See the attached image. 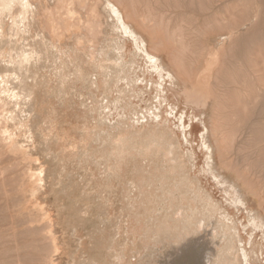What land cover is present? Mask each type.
Returning <instances> with one entry per match:
<instances>
[{"label":"bare ground","instance_id":"6f19581e","mask_svg":"<svg viewBox=\"0 0 264 264\" xmlns=\"http://www.w3.org/2000/svg\"><path fill=\"white\" fill-rule=\"evenodd\" d=\"M254 1L256 2V0ZM119 2L121 1L103 0V5L101 2L100 6L102 5V9L107 12V16L111 18L112 22H110L111 24L108 23L109 20L106 16L107 21L103 23H105L104 25H107L106 22L110 24L111 28L116 29V32L112 33L110 30L111 35H109L110 32L107 31L109 34L105 33L106 36L101 33L102 36H105L102 38L105 40L104 43L106 42L105 47H103L104 43L103 48L99 46L101 51L96 47L95 50L98 51L95 55L92 54V50L89 54L85 52L86 55H90V59L87 60L89 56L85 59L86 56L84 57L82 53L80 43L83 42V45L84 41L88 40L90 42L86 41V44L89 45L100 34L97 33L100 30L97 31V27L100 22L98 15L101 13L98 12L96 3L91 4V7L88 6L90 10L86 9V11L84 9V12L89 13L90 11L89 14L85 12L89 16L87 15L86 19H82L84 22L76 14L77 17L73 18V11L78 7L79 9L85 8L86 5L90 4L88 0H0V209L3 208L0 210V264H147L154 261L153 258L156 256L151 257V260L149 255L153 252L155 255L158 252L156 247L161 250L160 247L164 244H170L171 247L172 245H182L183 242L188 244L190 239L198 236L197 234L200 237L199 232L204 228L210 230L211 234L209 236L211 238L208 237V243L213 244L211 250L209 249L210 252L207 251L208 264H264V197L260 196L264 193V186L263 183H260L263 187V191L260 188L262 191L260 194L257 191L258 189L254 188L257 184L252 185L257 177H253L254 179L251 180L252 175L251 178L247 175L254 168V172L258 171L257 174L255 173L258 175V179L259 177L263 179L264 160L261 158L263 162L260 161L262 164L258 166L259 161L257 159H255V162V160L249 158V162L251 160L254 162L251 163L253 166H250L252 169L247 168L248 173L243 172V170H245L244 167L251 165L249 162L248 165L245 163L243 165V162L240 163L243 166L240 169L243 168V170L238 169L240 157L242 155H245V158L248 156V154L246 155L247 150L242 155H239L238 151L244 150L246 145L245 142L241 141L242 138L240 141L241 145L242 143L245 145L244 149H242L243 146H240V150L237 149L238 151L232 152V143L234 142L231 134L234 135L235 133L234 131L230 133V129L228 133L224 128L226 125V111H222L228 104L225 105L224 103L225 106L221 110L222 103L220 105V101L218 102L219 97L217 98L218 89L216 90L217 94L215 92L218 86L214 83L217 80L213 79L215 82L212 80L213 77L215 78L214 74H218L214 66L217 63V58L219 56L223 58L221 51L225 45H223L224 41L221 40H225L227 35L233 37L235 32L237 34V31L243 27V23L248 26L249 23L247 24L246 21L254 20L257 15L256 12L259 13L260 11L258 9L260 5H255L258 10L254 6L253 11H251L253 6L251 2L250 10L246 9L248 12L251 11L250 15L245 14L248 18L247 20L244 19L246 23L243 21L242 27L239 28L238 25L240 24H236L239 28L236 29L237 31H233L231 23L228 22L232 30L228 26L229 33L225 36L213 31L210 33L208 31V34L206 31L199 33L197 30L201 31V29H197L196 33L202 34L198 37L197 42L202 43V46L198 48L200 52L195 50L198 54L200 53L199 55L195 56L194 49L190 50L193 51L194 56L190 57V51L188 55L185 51L189 44L191 46V43H187L190 40L185 38L184 27L182 29V26H179L181 23L179 25L175 23L171 26L168 21L167 23H158L156 26H149L145 23L143 17L137 15V12L135 13L133 7L128 8L131 6L127 5L126 7V5L123 6ZM204 3H206L203 8L205 9L204 12L208 9L212 11L218 8L214 5V0ZM259 3L261 4L262 1ZM76 4L78 7L74 9V5L77 6ZM183 4L182 6L185 7ZM182 6L179 8H183ZM190 6L187 5L191 10ZM200 7L203 6L198 4V8L201 10L199 11L202 13L203 10ZM158 10L159 12L164 11L162 6H159ZM194 10L197 12V9ZM194 10L192 11L193 16L195 14ZM217 11L219 12V10ZM180 13L183 12L180 11ZM196 15L198 16V14ZM195 17H193V20ZM214 18L216 20V17ZM201 19L200 21H202ZM205 19L208 18L205 16L203 20ZM223 19L222 17L221 20ZM79 20L84 23L81 24ZM159 22H161L160 19ZM189 22L191 21L189 20ZM223 25L227 24L224 22ZM234 25L233 27H236ZM201 27L199 26V28ZM105 28L108 29V27ZM191 28L192 32L190 31L188 36L191 33L195 36L196 33H193L195 27ZM258 28L256 29L258 30ZM80 29L83 30L82 33ZM224 29L219 28L221 32ZM252 30L253 33H257V30ZM242 31L244 35L245 32L243 29ZM260 32L261 30L258 31V34L262 36L263 33ZM112 34L114 35L112 36ZM240 35L237 36L236 45L238 44L237 41L241 40L242 35ZM250 35L247 34L246 36L251 39L253 34ZM194 36L191 39L197 37ZM212 37L218 38L214 47L210 45ZM29 38L32 40H29ZM69 39L75 40L77 44L79 43L81 53L76 51L78 49H75L76 45L75 48L72 47L74 45L73 40L71 41L72 45V43H69ZM244 39L240 43H244L246 37ZM254 39L259 40L256 37ZM250 41L252 42V39ZM102 42L100 43L102 44ZM93 44L95 46L99 45V43H97L98 45ZM196 44L194 43V46ZM239 46L237 47L239 48ZM87 47L86 50L92 48L91 45ZM95 50L93 49L94 52ZM246 52L243 54H248L247 49ZM97 53L98 55H96ZM232 54H234L233 51ZM227 57L229 59L234 58L233 55ZM55 61H58L57 65H55ZM139 61L144 64L140 65ZM240 61L237 62L241 65ZM236 63L234 62L230 66H235ZM146 64L151 72L145 66L149 71L148 76L144 74L140 76L144 73L142 71L146 70L143 68ZM243 64L241 67L244 70L245 66ZM48 65L54 66L53 69ZM135 66H138L139 70L141 68V72L136 69L138 73L140 72V75L137 74ZM47 67L53 72L49 74L50 70L47 71ZM217 68L219 69V67ZM221 68L223 67L221 66ZM225 68L228 69V66L223 69ZM236 68L238 67H233V70L231 68L233 74ZM223 69L219 71L220 77L226 71H230L226 69L221 73ZM231 71V76L229 73L227 75L233 78ZM236 72L235 77L238 75V72ZM219 75H216V78ZM237 77L238 80L239 77ZM223 78L225 79V77ZM227 78L226 80H228ZM218 79L221 81V78ZM245 80L243 83L246 82ZM221 82L225 83L224 81ZM235 83L233 82V84ZM231 84L230 81L229 85ZM215 86L217 87L215 88ZM245 89H247V86L244 87V91ZM81 90L86 91L88 94V99L84 93V96L79 95V99L82 96L84 97V101H79L83 106L81 107L83 111L79 109L81 113L78 122L81 123L76 122L75 126L72 124L73 126L66 127L65 121L59 120L61 114L56 115L60 111L55 110L56 103L54 102L59 99L64 106H67L63 107V104L60 103L68 112V110H72L70 107L68 109V106H71L69 102H73L70 100L77 103L73 98L79 91L81 93ZM219 91L222 92V90ZM244 91L242 89V92ZM223 94H225V91H223ZM257 97L260 99L262 93L261 96L257 95ZM223 98L222 102L227 99L226 97ZM254 98L256 97L250 100L253 105L256 104ZM76 99L78 100V97ZM244 99L249 101L247 98ZM256 101H258L257 98ZM247 103L244 104L247 105ZM59 106L57 108H60ZM261 106L264 107L263 100ZM261 106H258V108L254 105L253 108L260 109ZM253 108L251 107L252 110ZM251 109L247 111H251ZM62 110L65 111V109ZM263 110L260 111V117L258 116V118L264 116ZM254 111L250 113L254 114ZM250 113L245 118L243 117L245 120L248 117L253 118L248 123L243 122L245 121L243 118V121H240L242 127L237 123L238 126L235 129L242 130L239 134L246 133L248 129L251 130L254 117ZM238 120L237 122H239ZM258 122L261 121L258 120ZM263 122L259 123L262 125L261 127H263ZM256 124L258 126V123ZM256 129H259V127H256ZM249 132L252 133V131ZM249 134L248 137L243 134L247 137L244 138V141L252 137V134H250L251 137H249ZM263 134L262 137L264 138ZM258 144L259 142L256 145ZM185 146H189V149L187 150ZM184 148L186 152H183ZM251 151L253 149L250 150V153ZM262 155L264 154H261V157ZM256 157L258 158V155ZM241 158H243L242 161L245 160L244 156ZM199 159H201L200 163L198 162ZM47 162L53 164L49 166H54L52 170L58 177L61 174H63V178L66 175L71 176L73 171H70L68 167H71L67 165L72 163L75 164L73 165L76 168H80L78 172L85 170V174L88 173L89 176L93 174L94 178L93 176L90 178H93L94 185L92 184L93 190L91 189L90 192L96 200V205L100 208L109 202L108 200L114 201V198H109L110 193L115 192L113 188L118 186L120 188H118L120 192L118 200L121 196L120 201L123 204H120V206H125L126 217L124 216V219L127 218L126 222L123 221V217V220H121L126 225L122 227L119 217L122 214L120 207H118V212H109L106 211V208L111 204L107 205V203L105 209L103 208L106 211L105 215H98L97 220L100 224L96 227L93 226L96 231L93 230V232L92 227L89 229L91 234H94L91 235L92 238H89V243H86V241H88L90 231L84 229L82 225L80 229L83 228L89 235L86 237L87 233L84 230V234L80 233L82 231L79 232L78 229L80 222L76 224L78 221L73 216L71 218H74L75 220H72L76 223L73 221L67 222L68 220H66L61 227L59 223V227L62 229L61 233H58L57 223L59 221L56 223L49 209L43 208L42 205L44 204L38 201L42 197V193H45L44 191L41 192V187L45 185L42 184V181L44 180ZM68 162L72 163L69 164ZM254 164L261 167V169L258 170L256 165L255 168ZM59 165L62 167L60 168L61 171L59 170L60 172L57 171ZM71 170L73 169L71 168ZM82 172H79V174ZM94 174H99V177ZM127 174H130L129 178H127ZM201 175L209 177H207L208 181L212 183L209 186L212 185L219 189L220 197L217 196L212 187L210 188L206 184L207 182H202ZM74 176L72 177L74 178ZM98 178H101L100 181L95 180ZM78 180L82 182L81 178ZM89 180L87 179V183H85L86 180L84 181L85 185L89 183ZM72 181L75 183L74 179ZM72 181L71 183H73ZM7 182L9 183L7 184ZM8 185L10 187L7 188ZM87 186L90 188V185ZM83 188L85 189V187ZM133 188L136 191L134 194H130L129 192L131 190L133 192ZM86 191L88 193L89 189H85V193ZM216 191L218 192V190ZM82 192L83 190H81V194ZM63 193L66 195L65 192ZM115 194L116 192L111 197ZM54 195L57 198V194ZM13 199L15 201L11 202ZM79 202L80 200L77 203ZM77 203H75V206ZM64 207L66 206L62 205L61 207L60 205L59 208H61V211L63 208L66 211L64 212L67 213L68 211ZM82 212H79V214H82ZM62 215H65V218H63L65 220L69 213H63ZM86 215L84 214V216ZM204 232H202L203 236H205ZM204 241H206V238H204ZM208 243L206 244L207 247L209 246ZM184 246L187 245L184 244L182 247ZM192 246L194 245L190 247L192 248ZM173 248L176 249V246ZM169 251H171V248ZM179 252L186 253L181 252V250ZM201 252L203 253V251ZM134 253L139 254L137 260L133 258ZM171 256L172 258L175 257ZM176 256L178 260V255Z\"/></svg>","mask_w":264,"mask_h":264},{"label":"rangeland","instance_id":"374dc122","mask_svg":"<svg viewBox=\"0 0 264 264\" xmlns=\"http://www.w3.org/2000/svg\"><path fill=\"white\" fill-rule=\"evenodd\" d=\"M52 1V0H51ZM102 2V5H103V0H88V2L90 3H88L89 5H86V7L84 8H80L79 9V7H78V5L75 7V5H74V9H76L77 7V9L76 10H74L73 11V13H74V15H73V18L75 17H77L76 15H78L79 17H81V20L82 19H86V17H87V15L90 13V9H89V7L88 6H90L91 4H95L98 8V12L99 13H101V14H99L98 15V18H99V20H100V22H101V25H100V22H99V26L97 27L98 29H97V33H100V34H98V38H97V36L94 38L95 40H97V41H95L93 38V43H95L96 45H98L97 43H99V45L98 46H95L92 42L89 44V45H91L92 46V48L90 47V48H88L89 47V45L88 44H86V41H88V40H86V41H84L85 43L82 45V43L83 42H81L80 44H81V47L79 46V43L77 44L76 42H75V40H73V43H74V45H73V43L71 42L72 40H70L69 39V43L71 44L72 43V47H74L75 48V45H76V48L75 49H77L76 51H78V52H80L81 51V49H82V53H83V55H84V57H85V59L87 58V56H89V58H87V60L88 59H90V55H86V54H89V53H91V51L90 50H92V54L94 53V55H95V53H96V51H101V47H102V45H103V43H104V39H102V38H104L107 34H109L108 32H110V30L112 31V33L113 32H116L115 30L116 29H113V28H111V26H110V24L112 23L111 22V18H109L108 16H107V12L106 11H104V9H102V5L100 6V4H101V2ZM118 1H121V2H119V3H121L123 6L124 5H126V7H127V5L129 6H131V7H128V8H134L133 10L135 11V13L137 14V15H139V16H141V17H143L144 19H145V23L147 24V25H149V26H156V24L158 25V23H160V24H162V23H167L168 21V24L169 25H175V23L177 24L178 23V25L181 27L182 26V29H183V27H184V29H183V32L185 33V38L186 39H188V40H190V41H188L187 43H191V46H190V44H189V46L188 47H186V51H188V52H186L185 51V53L188 55V53H189V51L190 50H193L194 49V55L196 56V55H199L198 54V52H200L199 51V49L198 48H200L202 45V43L201 44H199L200 42H197L198 41V37H200V36H202V34H200L199 35V33H204L205 31H206V33L208 34V31H209V33L210 32H215V33H218V34H223L224 36L226 35V34H228L229 32H228V30H229V27H230V29H231V26H232V28L234 29L233 31H235L238 27L240 28V27H242V23H243V21H244V19L245 20H247V18H248V16L250 15L249 13L251 12V11H253V9H254V6L255 5H260L259 7H258V9H260V11H261V13H260V11H259V13H258V11L256 12L257 13V15H256V17H254V20H249V21H246L247 22V24H248V26L246 25V24H244L243 23V27L242 28H240V30L239 31H237V34H236V32L234 33V34H236V35H234L233 34V37H231V35L229 36V35H227V37H229V38H225L224 36V38H225V40H221V41H224L223 42V45H225V46H223L222 47V49L225 51V53H223L224 51L222 50L221 51V54H223L222 56H223V58H221L220 56V58H219V60L221 59H223L222 61H219L218 60V58H217V63L214 65L215 66V68H216V73L218 72V74H216V75H219V71L221 70V69H223L224 67H227L228 66V69L227 68H225V69H223L222 71H221V73L222 72H224V70H230L231 71V68H232V70H233V67H238V68H236V70H237V72H238V77L240 78H238L237 76V78H238V80L236 79V77L234 76V74H235V72H236V70H235V72H234V74L232 73V71H231V73L233 74L232 75V77L233 78H235V79H233V78H230V76H231V74H230V71L229 72H225L224 73V75L222 74V77H220L221 75H219V77L217 76V78H216V75L214 74V76H215V78L213 77L212 78V80L214 79H216L214 82V84H216L217 86H215V92H216V90H217V92H221V91H219V90H222V92L220 93V94H222L223 95V97L225 96L227 99H225V97L223 98L222 97V95H220L219 93H218V95H217V98H218V102L220 103V105H221V103H222V106L220 107L221 108V110H222V107H224L225 105H227L228 104V106H226V108H224V110H222V111H226L225 112V114H226V116H225V122H226V125L224 126V128L227 130V132L229 133L230 131V133H233V131H234V133L236 134V136H235V134L233 135V134H231L232 135V137H233V142L234 143H232L233 145V147H232V152H235V151H238L237 149H241V147L243 146V148L242 149H244V146L246 145V147H245V149L244 150H240V151H238L239 153V155H242V153H245L246 151L245 150H247V152H246V155L248 154V156H246V158H245V155H242L241 157H243L244 156V159L247 161H242L243 160V158H241L240 157V159L241 160H239V163H238V165H239V167H238V169L239 170H241L240 168L241 167H243L241 164H242V162H243V165H248V162H249V158L250 159H253V160H255V159H257V161H259L258 163H259V165L258 166H260L262 163H260V161H262L263 162V160H264V155H262V157H261V154H264V138L262 137V133H264V129H262V128H264V124H263V127H261L262 125L261 124H259V123H262L263 121H264V116L263 117H261V118H258V116L260 117V115H259V113H260V111L262 112V110H263V108L264 107H262L261 106V101L263 100L264 101V98H262V97H264L263 95H264V0H261L262 1V3L260 4H258V2H261V1H259V0H256V2L254 1V0H214V5L216 6V8H217V10H219V12L216 10V13H215V10H212L213 11V14H212V11H209L210 9H208V11H205L204 12V10L205 9H203L204 8V5H206V3H204V2H208L209 0H199L200 1V3H199V1L198 0H117V2ZM193 1H194V4H193ZM213 1V0H212ZM220 1V2H219ZM224 1V2H223ZM254 1V2H253ZM125 2V3H124ZM178 2H180L181 3V5H180V3H178ZM195 2H196V4H195ZM198 2V3H197ZM251 2L253 3L252 5V7H251V11L250 12H248L250 9V4H251ZM50 3H52V2H50ZM182 3H184L183 5H185V7L184 6H182ZM186 3H187V5L188 6H190V5H192V6H190L193 10L194 9H197V12H196V10H194V16L192 15L193 13H192V11L190 10V8L189 7H187V5H186ZM190 3H192V4H190ZM255 3V4H254ZM198 4H199V6H203L201 9L203 10V12L201 13L200 11V9L198 8ZM167 5H171V6H167ZM173 5V6H172ZM180 5V6H179ZM161 7L162 6V9L164 10L163 12H159V10H158V7ZM183 7V8H179V7ZM196 8H195V7ZM262 6V7H261ZM91 7V6H90ZM175 9H174V8ZM169 8V9H168ZM179 8V9H178ZM206 8V7H205ZM253 8V9H252ZM255 8L257 9V7L255 6ZM84 9L86 10V9H89L88 11H89V13L88 12H86V13H88V14H85V12H84ZM173 9V10H172ZM183 9V10H182ZM248 11H247V10ZM255 9V10H256ZM257 9V10H258ZM101 10H103V11H101ZM131 10V9H130ZM200 10V11H199ZM155 11H156V13H155ZM180 11H182L183 13H180ZM200 13H199V12ZM85 14H83V13ZM170 12H171V14H170ZM178 12V13H177ZM186 14H185V13ZM190 12V13H189ZM222 12V13H221ZM248 12V13H247ZM104 13V14H103ZM139 13V14H138ZM162 13V14H161ZM210 13V14H209ZM216 15H215V14ZM220 13V14H219ZM255 13V14H256ZM76 14V15H75ZM183 14H185V15H183ZM196 14H198V16L196 15ZM209 14V15H208ZM219 14V15H218ZM245 14H247V15H245ZM84 15V16H83ZM159 17H158V16ZM200 15V16H199ZM202 15V16H201ZM204 15V16H203ZM207 15H208V17H207ZM211 15V16H210ZM214 15V16H213ZM222 15V16H221ZM245 15V16H244ZM89 16V15H88ZM107 16V17H106ZM195 17V16H197V17H195L194 18V20L196 19V21L194 22V20H193V17ZM205 16H206V18H208V19H205V20H203V18H205ZM220 16V17H219ZM82 17H85V18H82ZM107 18V20H109V22L108 23H110V24H108L107 22H106V24L107 25H104L105 23H103V22H105V21H107L106 20V18ZM162 19H161V18ZM188 17V18H187ZM191 17H192V19H191ZM201 17H203L202 19H201ZM209 17H211V18H209ZM213 17V18H212ZM214 17H216V20H215V18ZM221 18L222 19V17L224 18L223 20H221V19H218V18ZM244 17H246V18H244ZM258 17V18H257ZM170 20H169V19ZM80 19V18H79ZM103 19H104V21H103ZM156 19V20H155ZM159 19H160V21L161 22H159ZM198 19V20H197ZM200 19L202 20V21H200ZM102 20V21H101ZM165 20V21H164ZM167 20V21H166ZM189 20L191 21V22H189ZM219 20V21H218ZM80 21V20H79ZM78 21V22H79ZM82 21H84V20H82ZM82 21H80L81 22V24H83L82 23ZM200 21V22H199ZM206 21V22H205ZM235 21H236V23H235ZM224 22H225V24H227V25H223L224 24ZM231 23V26H230V24L229 23ZM245 22V21H244ZM245 22V23H246ZM193 23V24H192ZM195 23H197L196 25L198 26V28H197V26L195 25ZM200 25H199V24ZM207 23V24H206ZM235 25H234V24ZM240 24V25H238V27H237V25L236 24ZM190 24H192L191 26H190ZM229 24V25H228ZM234 26H236V27H233V25ZM259 24V25H258ZM201 25H202V27H201ZM204 25V26H203ZM226 27V29H227V31H226V29H224V27ZM252 25V26H251ZM256 25H258V27L260 28H258V27H256ZM190 26V27H189ZM199 26L201 27V28H199ZM220 26V27H219ZM222 26V27H221ZM229 26V27H228ZM100 27V28H99ZM104 27V28H103ZM105 27H108V29L107 28H105ZM185 27H187V28H185ZM191 27H195V29L193 30V33H196V30L197 29H201V31L200 30H197L199 33L197 34H195V36H197V35H199V36H197V37H195L194 35H192V33H191V35L189 34V36H188V33H190V31H191ZM205 27V28H204ZM254 27V28H253ZM189 28V29H188ZM191 28V29H190ZM219 28L222 30V28L224 29V31H222L221 32V30H219ZM238 28V29H239ZM245 28V29H244ZM256 28H258V30L256 29ZM178 29H179V27H178ZM177 29V30H178ZM208 29V30H207ZM242 29L244 30V32L245 33H247L248 35L249 34H253V36H254V38L256 37L257 39H259L258 41L256 40V39H254L253 38V36H251L252 38V42L250 41L251 39L248 37V36H246L247 34H245L244 33V35H243V31H242ZM252 29H255V31L257 30V33L255 32V33H253V30ZM180 31H182L181 29H179ZM187 30V31H186ZM217 30H219V32H217ZM232 30V29H231ZM259 30H261V32L263 33L262 34V36H261V34H258V31ZM80 31H81V33L83 32V30H81L80 29ZM108 31V32H107ZM226 31V32H225ZM241 31V32H240ZM32 32V31H31ZM30 32V33H31ZM192 32V31H191ZM260 32V33H261ZM101 33L103 34L104 33V37L101 35ZM105 33H107V34H105ZM187 33V34H186ZM205 33V35H207ZM240 33H241V35H242V37H240V41H243L242 39H244L245 37H246V41H244V43L243 42H241L240 43V41H237L238 42V44L236 45L235 44V41H236V39L238 38L237 36L238 35H240ZM258 34V35H257ZM31 35V34H30ZM109 35H111V32H110V34ZM114 34H112V36H113ZM240 35V36H241ZM258 37H257V36ZM260 35V36H259ZM188 36V37H187ZM195 37V38H192L191 39V37ZM235 36V37H234ZM30 37V36H29ZM263 39H262V38ZM231 38V39H230ZM233 38H235L234 39V42H233ZM220 39H221V37H220ZM248 39H249V41H248ZM29 40H32L31 38H29ZM98 40H100L99 42H98ZM102 40H103V42H102ZM216 40H218V38H215V37H212L211 39H210V45H212L213 47H214V45H215V43H216ZM231 40H232V42H231ZM238 40V39H237ZM245 40V39H244ZM255 40V41H254ZM92 41V40H91ZM226 41H228V42H226ZM88 42H90V41H88ZM87 42V43H88ZM100 42H102V44L100 43ZM226 42V43H225ZM245 42H247V43H245ZM255 42V43H254ZM259 42V43H258ZM76 43V44H75ZM106 43V42H105ZM104 43V45H103V47H105V44ZM194 43L196 44V43H198V44H196L195 46H194ZM245 44V45H243V44ZM235 44V45H234ZM248 44V45H247ZM95 47H94V46ZM232 46V48H231V46ZM238 45H240L239 46V48L237 47ZM246 45H247V47H246ZM78 46V47H77ZM86 46H88L87 48V50H86ZM99 46H101L100 48H99ZM197 46V47H196ZM243 46V47H242ZM96 47H98V50H95V48ZM102 47V48H103ZM235 47V48H234ZM237 47V48H236ZM246 47V48H245ZM81 48V49H80ZM187 48H189V49H187ZM196 48V49H195ZM231 48V49H230ZM241 48H243L244 50H242ZM93 49L95 50V52L93 51ZM97 49V48H96ZM236 49V50H235ZM239 51H238V50ZM246 49L248 50V54H243V53H247L246 52ZM80 50V51H79ZM89 50V51H88ZM195 50H197V51H195ZM230 50V51H229ZM242 50V51H241ZM229 51V52H228ZM232 51H233V53L234 54H232ZM244 51V52H243ZM85 52H86V54H85ZM193 52V51H192ZM191 51H190V54H189V56L190 57H194L193 56V53H192ZM196 52V53H195ZM227 52V53H226ZM243 52V53H242ZM81 53V52H80ZM192 53V54H191ZM236 53V54H235ZM239 53V54H238ZM240 53H241V55H240ZM220 53H219V55H221ZM230 54V55H229ZM96 55H98V53L96 54ZM231 55H233V57L235 56V55H237V56H235L234 58L235 59H237V60H235L234 58H228L227 56H229V57H231ZM243 55H245V56H243ZM243 56V57H242ZM198 57V56H197ZM238 57V58H237ZM241 57V58H240ZM248 57V59H246ZM225 58V59H224ZM244 58H245V60H244ZM225 60V61H224ZM234 60V61H233ZM241 60V61H240ZM243 60H244V62H243ZM224 61V62H223ZM229 61V62H228ZM237 61H240L241 62V65L243 64L245 67H244V70H243V67H241V65L237 62ZM58 62V61H57ZM56 61L54 62L55 63V65H57L58 63H57ZM220 62V63H219ZM222 62V63H221ZM227 62V63H226ZM236 63V65L235 66H230V65H233V63ZM57 63V64H56ZM138 63H140V65H143L144 63L143 62H141V61H139ZM137 63V65H139ZM218 64H220L223 68H221L220 69V65H218ZM227 64V65H226ZM239 66H238V65ZM139 65V67H141ZM49 66V65H48ZM145 66H146V68H148V65L146 64V65H144L143 66V68H145ZM219 67V69L217 68V67ZM247 66V67H246ZM49 67H52V69H53V67L54 66H49ZM49 67H47V71L48 70H50L49 71V74H50V72H53V70H51V69H48ZM136 67V66H135ZM139 67L137 66L136 68H135V70L137 69L138 71H140L141 72V68H140V70H139ZM231 67V68H230ZM249 67V68H248ZM142 68V69H143ZM145 68V69H146ZM241 68V69H240ZM245 68H247V69H245ZM144 69V70H145ZM149 69V68H148ZM148 69H146L145 71H142V72H144V73H142L141 75H140V72L138 73L137 72V70H136V72H137V74H139L140 76H143V74L144 75H147L148 76V73H149V71H150V69H149V71H147ZM239 69H240V71H239ZM218 70V71H217ZM243 72H242V71ZM250 70V71H249ZM247 72V73H245V72ZM151 72V71H150ZM236 72V73H237ZM48 73V72H47ZM146 73V74H145ZM229 73V75H227ZM226 75V76H225ZM236 75V74H235ZM227 76H228V78H227ZM244 76H246V77H244ZM223 77H225V79L223 78ZM244 77V78H243ZM218 78H221V81H224L225 83L223 84ZM223 78V79H222ZM226 78L228 79V80H230L231 81V85H229L230 84V81H228V80H226ZM245 78H246V80H245ZM246 81L245 83H246V85H245V83H243V81L244 80ZM226 80V81H225ZM239 80H241V81H239ZM218 81H220L221 82V84H223V86H221V84H220V82L219 83H217ZM235 81H237V83H238V81H239V83L237 84V83H235ZM248 81V82H247ZM228 82V83H227ZM233 82L236 84H233ZM240 82H242L243 84H244V87H246L247 86V89H245V91H247V92H245L244 91V87H243V85H242V83L240 84ZM227 83V84H226ZM251 85H250V84ZM220 84V85H219ZM258 84V86H256ZM226 85V86H225ZM228 85V86H227ZM241 85H242V87H241ZM263 85V86H262ZM223 87V88H222ZM228 88V91L226 92V90H227V88ZM250 87V88H249ZM239 88V89H238ZM252 88H254V89H252ZM256 88V89H255ZM262 89V90H259V89ZM224 89V90H223ZM226 89V90H225ZM242 89H243V91L244 92H242ZM256 90V91H255ZM223 91H225V94H223ZM252 91V92H251ZM217 92H216V94H217ZM242 92V93H241ZM83 93H84V95H85V97L87 98V96H88V94L86 93V91H84V90H81V93H80V91L78 92V94L76 93V98L78 97V100L74 97V96H72V97H74L73 99H75L76 100V102L77 103H79V101L81 100V101H84L83 100ZM227 93V94H226ZM257 93V94H256ZM261 93H262V97H260V99H259V97H257V95L258 96H261ZM83 95L82 96V98L81 99H79L80 97H79V95ZM78 95V96H77ZM80 95V96H81ZM117 95H118V93H117ZM221 97H220V96ZM251 95V96H250ZM114 96V95H113ZM115 96H116V94H115ZM240 96V97H239ZM248 96V97H247ZM72 97H71V99H72ZM252 98V100H253V97H256L257 98V100L259 101V103H258V101H256V98H254L255 100H254V103L256 102V104H254L255 106H261L262 108H260V109H258L257 107L256 108H253V102L252 101H250L251 100V98ZM85 98V99H86ZM222 98L223 99H225L226 100V102H225V100H224V102H222L223 100H222ZM244 98H247V100H249V101H246ZM88 99V98H87ZM86 99V100H87ZM58 101H59V99H57ZM56 99H55V101H57ZM222 100V101H221ZM54 102V103H58L57 105L59 106L60 105V103H61V105L63 104L61 101H59V102ZM70 101H73V102H69V104H71V106L69 105L68 106V109H69V107H70V109H72V110H68V112H67V110H66V108H63V107H67V106H64V104H63V107L60 105L59 107L61 108V110H60V108H57L58 106L55 104V110L57 111H60V112H57L56 113V115H59V114H61L60 115V118H59V116H58V118H59V120L60 121H62V122H64V124H65V126L67 127V126H71L72 124H74V126L76 125V122L77 123H81V122H78V118H79V116H80V113H81V111H83V108H81V107H83L80 103V106H79V104H77V103H75V101L74 100H70ZM252 103V104H248V103ZM76 104V106H75V104ZM224 103H225V105H224ZM243 103V104H242ZM244 103H247V105L246 104H244ZM258 103V104H257ZM74 104V105H73ZM84 105V104H83ZM244 105H246V106H244ZM251 106L252 108H253V110L251 109V107H249V106ZM253 105V106H252ZM72 106H74V108H76L75 110H73L74 108H72ZM245 108H249V109H245ZM78 108V109H77ZM62 109H65V111L64 110H62ZM79 109H81V111L79 110ZM251 109V111H247V110H250ZM255 110V111H254ZM64 111V112H63ZM71 111H72V113H71ZM238 111V112H237ZM247 111V112H246ZM252 111H254V114L253 113H250V112H252ZM258 111V112H257ZM264 111V110H263ZM63 112V113H62ZM224 112H223V114H224ZM256 112V113H255ZM75 113H77V114H75ZM246 113V114H245ZM248 113H250V114H252V116L254 117V120L252 121V123H251V125H252V127H251V130H249V131H252V133L251 132H249L248 130H246L247 132L246 133H250V134H252V137H251V135L249 136V137H251L250 139L248 138L247 139V141H244L245 139L244 138H247L248 137V134H246L245 132H243L242 134H239V133H241L242 132V130L240 129L239 130V128L237 129V130H239L238 132H237V130L235 129L236 128V126H238V124H239V126L241 125V127H242V124H240L243 120H242V118L244 117L245 118V116L248 114ZM258 113V114H257ZM63 114V115H62ZM68 114V115H67ZM240 114V115H239ZM243 114H245L244 116H243ZM74 115H78V117H76V116H74ZM239 115V116H238ZM257 115V116H256ZM250 116V115H249ZM75 117L77 118V120L75 119ZM241 117V118H240ZM248 117V116H247ZM64 118V119H63ZM233 118V119H232ZM243 118V119H244ZM61 119H63V120H61ZM238 119H241V120H238ZM251 119H253V118H249L248 117V121L247 120H245V121H243V122H249ZM88 120V119H87ZM237 120L239 121V122H237ZM258 120L259 121H261V122H258ZM241 121V122H240ZM254 121H256V122H254ZM238 123V124H237ZM256 123H258V126H257V124ZM264 123V122H263ZM243 125H244V123H243ZM246 125V124H245ZM73 126V125H72ZM256 127H259V129H256ZM261 127V128H260ZM230 129V131H228ZM235 129V130H234ZM262 129V130H261ZM236 131V132H235ZM261 131H263L262 133H261ZM257 132V133H256ZM246 136L247 135V137H245L244 135ZM258 134V135H257ZM241 137H240V136ZM253 135H254V137H253ZM263 136H264V134H263ZM235 137V138H234ZM243 138V140H241ZM262 138V139H261ZM235 139V140H234ZM252 139V140H251ZM254 139V140H253ZM243 141V143L245 144V145H243V143H242V145H241V141ZM250 140H251V142H250ZM256 140H258V141H256ZM249 141V142H248ZM253 141V142H252ZM237 142V143H236ZM257 142H259V144L258 145H256L257 144ZM196 143V142H195ZM239 143V144H238ZM246 143H249L251 146H247V145H249V144H246ZM252 143V144H251ZM239 145V146H238ZM253 145H255L254 147H252ZM198 146V145H197ZM236 146V147H235ZM241 146V147H240ZM187 147V150L189 149L188 147L189 146H185V148ZM240 147V148H239ZM263 147V148H262ZM183 149V152L186 150V149ZM198 149V148H197ZM236 149V150H235ZM253 149V151H251V153H253V154H251L250 153V150H252ZM199 150V149H198ZM198 150H196V152L198 153V154H200L199 153V151ZM255 150V151H254ZM243 151V152H242ZM186 152V151H185ZM240 152H241V154H240ZM237 153V152H236ZM251 156H250V155ZM259 154H260V158H259ZM256 155H258V158L256 157ZM250 156V157H249ZM252 157V158H251ZM248 158V159H247ZM261 158H263V160L261 159ZM188 159V158H187ZM260 159V160H259ZM186 160V159H185ZM253 160H251V162H249L250 164L252 163L253 164ZM241 161V162H240ZM198 162L200 163L201 162V159H199L198 160ZM255 162H256V160H255ZM51 162H47V166H45V168H46V170L44 171V180L42 181V184H45V185H42V191L41 192H45V193H42V195L41 194H39V195H41L42 197H40V199L38 200L41 204H44V205H42V207L43 208H45V209H49V211L53 214V216H54V219H55V221H56V223H57V230H58V233H61V229L62 228H60L61 226H63V222L65 223L66 222V220H68L67 222H72L73 220H75L74 218H76V221H78L77 223L76 222H74V223H76V224H78L79 222H80V224H78V229H79V232L80 233H82V234H84L83 233V230L84 229H86L87 231L91 228V230L93 231V230H95L94 228L97 226V225H99L98 224V221L99 220H97V218H99V216L98 215H105L104 213L108 210L109 212H118V207H120V209H121V215L119 216L120 217V221H121V223H122V227L123 226H125L126 225V223L124 224L123 223V221H127V218H125L124 219V216L126 217V215H125V206H120V204H123V203H121L122 201H120L121 200V196L119 197L120 199L118 200V196L120 195L119 193V187L117 186V187H114L113 189L115 190V192H116V194L115 195H113L112 197H111V195L112 194H114L115 192H112V193H110L111 195H110V197L109 198H114L113 200L114 201H110V200H108L109 202H111V203H109V202H107L106 204L107 205H110L108 208H106V211L104 210L105 208L104 207H106V204L102 207V208H100V206L98 207L97 205H96V200H95V198H94V196L91 194L92 192H90V191H92L93 189H92V187H93V185H94V183L92 182L93 180V178H94V176H93V174L91 175V176H93V178L91 179L90 177L91 176H89L88 175V173L87 174H85L86 173V171L84 170L83 172H82V170L81 171H79V172H82V173H84L83 175H85L84 177H83V175H81L82 173H80L79 174V172H78V170L80 169H78V168H76V166H74L75 164L74 163H72V162H68L69 164H71V165H67V166H70L73 170H71V168H69L68 167V169H70V171H73V174L74 175H78V176H74L73 174L71 175V176H69V175H66V176H64V178H63V174H61L60 175V177H58L56 174H54V172H53V170H52V168L54 169V166H52V167H50L49 165H53V164H50ZM241 163V164H240ZM245 163V164H244ZM258 163H256V164H258ZM74 164V165H73ZM249 165V167H244V169L245 170H243V168H242V170H243V172H245L246 170H247V168L250 170V169H252V168H250V166L252 167L253 165ZM256 164H254V167H255V165ZM49 166V167H48ZM257 166V165H256ZM257 166V169L259 170V169H261V167H258ZM76 169H75V168ZM93 167V166H92ZM59 168V169H58ZM60 168H62L60 165L57 167V171L58 172H60L61 171V169ZM256 168V167H255ZM65 169H66V167H65ZM67 169V170H68ZM92 169H94V168H92ZM256 169V170H257ZM60 170V171H59ZM77 170V171H76ZM241 170V171H242ZM254 168L252 169V170H250V172L248 173L247 171H246V173H248L247 175H248V177H250L251 178V175H252V178H251V180H253L255 177H257L253 182L254 183H252V185H255V183L257 184V185H255L256 187H254V188H256V189H258L257 191L260 193V192H262L263 191V187H261V184L263 183V186H264V178L263 179H261V177H259V179H258V175H256L257 173H258V171H255L254 172ZM76 171V172H75ZM90 171H92V170H90ZM75 172V173H74ZM93 172H95V171H93ZM128 172V171H127ZM127 172H125V173H127ZM251 172H253L254 174H252ZM129 173V172H128ZM245 173V174H246ZM256 173V174H255ZM55 175H56V177H55ZM65 175V174H64ZM87 175V176H86ZM94 175H96V174H94ZM99 174H97L96 176H98ZM130 175V174H129ZM128 174H127V178H129L130 176H129ZM68 176V177H67ZM72 176H74V178L72 177ZM96 176H95V178H96ZM57 177H58V179H57ZM66 177H67V179H66ZM71 177V178H70ZM78 177V178H77ZM99 177V176H98ZM125 177V178H126ZM208 177V176H207ZM206 176H203V175H201V180H202V182L203 183H206V184H208V186L210 185V184H212V183H210V181H208L209 179V177L207 178ZM254 177V178H253ZM81 178V180H82V182L80 181V180H78V179H80ZM89 178H90V180H89ZM207 179V181H206V179ZM56 179H57V181H56ZM64 179V180H63ZM74 179V181H75V183H76V185H75V183L72 181ZM87 179L89 180V183L87 184V185H90V188H88V186L87 185H85V183H87ZM99 179H101V178H98V179H95V180H98V181H100ZM77 180V181H76ZM86 180V182L84 183V181ZM94 180V181H95ZM260 180H262L263 182H261ZM55 181V182H54ZM71 181L73 182V183H71ZM257 181V182H256ZM57 182V183H56ZM77 182H79V183H77ZM80 182H81V184H80ZM103 182V181H102ZM258 182H259V184H258ZM9 182H7V184H8ZM91 183V184H90ZM98 183H101V182H98ZM261 183V184H260ZM71 184H73V185H71ZM80 184V185H79ZM93 184V185H92ZM82 185H84V186H82ZM259 185V186H258ZM87 186V187H86ZM116 186V185H115ZM2 187V186H1ZM8 187H10V185H8L7 186V188ZM72 187V188H71ZM80 187H81V189H80ZM83 187H85V189H89V191H88V193H87V191H86V193H85V189L83 188ZM210 187V186H209ZM211 187L213 188V191L217 194V196H219L220 194V192H219V189H217V188H215V187H213L212 185H211ZM210 187V188H211ZM259 187V188H258ZM55 188V189H54ZM115 188H117V189H115ZM119 188V189H118ZM214 188H215V190H214ZM262 189V191H261V189ZM45 189V190H44ZM52 189V190H51ZM69 191H68V190ZM92 189V190H91ZM112 189V191H114ZM130 189H132V188H130ZM72 190H73V192H72ZM81 190H83V192H84V194H83V192H82V194H81ZM216 190H218V192L216 191ZM260 190V191H259ZM68 191V192H67ZM130 191V190H129ZM135 188H133V192H132V190L129 192L130 194H134L135 193ZM40 192V193H41ZM56 192V193H55ZM63 192H67L66 193V195L63 193ZM70 192V193H69ZM132 192V193H131ZM264 192V191H263ZM57 194V198L55 197V195L54 194ZM60 193H61V195H60ZM258 193V194H259ZM45 194V195H44ZM67 194H68V196H67ZM81 194V195H80ZM92 196H91V195ZM119 194V195H118ZM261 194V193H260ZM54 195V196H53ZM59 195H60V197H59ZM78 195H79V197H78ZM83 195H86V196H83ZM264 195V193H262L260 196H262V197H264L263 196ZM65 196V197H64ZM80 196H82V197H80ZM221 196V195H220ZM219 196V197H220ZM63 197V198H62ZM83 198V199H82ZM85 198V199H84ZM108 198V199H109ZM56 199H58V200H56ZM73 199V200H72ZM62 200V201H61ZM78 200H80V202L79 203H77L78 202ZM93 200V201H92ZM15 201V199H13L11 202H14ZM42 201V202H41ZM55 201V202H54ZM59 201H61L60 202V204H58L59 203ZM69 201H73L72 203L70 202L69 203ZM75 201H77V202H75ZM82 201V202H81ZM84 201V202H83ZM89 202V204H87ZM65 203V204H64ZM75 203H77V204H79L78 205V207H77V204H76V206H75ZM114 203V204H113ZM59 206H58V205ZM82 204H83V206H82ZM115 204H116V206H115ZM60 205H61V207H62V205L64 206H66V207H64L65 209H67V213H65L66 211L62 208V211H61V208H59L60 207ZM70 205V206H69ZM86 205V206H85ZM46 206V207H45ZM80 206H82V207H80ZM89 206H90V208H89ZM96 206V207H95ZM116 207V209L114 210V208ZM73 209H72V208ZM79 207H80V209H85L86 208V210H80L79 209ZM89 209H88V208ZM2 208V207H1ZM57 208L59 209L58 211H57ZM69 208H70V210H69ZM79 209V210H77V209ZM104 208V209H103ZM110 208V209H109ZM3 209V208H2ZM2 209H0V210H2ZM87 209H88V211H87ZM112 209V210H111ZM72 210V211H71ZM60 211V212H59ZM65 211V212H64ZM85 211H87L86 213H85ZM89 211H90V213H89ZM57 212H59V213H57ZM61 212H63L64 214H68L69 213V215L68 216H70L69 218H68V216H66V219L64 220L63 218H65V215L63 216L62 214L63 213H61ZM79 212H82V214H79ZM91 212H93V213H91ZM97 212H100V213H98L97 214ZM75 214V215H73V214ZM57 214H58V216H57ZM84 214L86 215V216H84ZM76 215H78L77 217H75ZM81 215H83V216H81ZM91 215V216H90ZM61 216H62V219L60 220V218H61ZM71 216H73L74 218H71ZM93 216V217H92ZM98 216V217H97ZM82 218V220H81V218ZM85 217V218H84ZM122 217H123V219H122ZM58 219V220H57ZM73 219V220H72ZM84 219V220H83ZM123 221H122V220ZM80 220V221H79ZM81 221H83V223H81ZM95 222H97V223H95ZM61 225H60V224ZM90 224V225H89ZM96 224V225H95ZM59 225H60V227H59ZM83 225V226H82ZM83 227V228H81L80 229V227ZM90 226V227H89ZM93 226H95V227H93ZM207 229V230H206ZM204 228V230H206V232L208 231V235L206 234V232H204V230H201L199 233H200V237H199V234H197L198 236H196V235H194V236H196L195 238L193 237L192 239H190L188 242L190 243V245H189V243L188 244H186V242H183V244L182 245H175L176 246V249L175 248H173V247H175L174 245H172V247H171V245H170V247H169V245L168 244H164V245H161L162 247H160V249L161 250H159V247H156V249L158 250V252H157V250H156V254L154 255V252L153 253H151V255H149V257H150V259L152 260V258L154 257V256H156L155 258H153V262H148L147 264H193L194 262H198L197 264H208V253H207V251H209V249L211 250V248L213 247L212 245V243H208V237H210L211 238V236H209V234H211L210 233V230L208 229V228ZM86 230H84L85 232H86ZM91 230H89L90 232H89V234L87 233H85L86 234V237H87V235H89L88 236V241H86V243H89V238L91 237V235L93 236L94 234L92 233L91 234ZM96 231V230H95ZM94 232V231H93ZM202 232H204L205 233V236H203L204 234H202ZM96 233V232H95ZM201 234H202V236H203V238H202V236H201ZM85 237V236H84ZM123 237V236H122ZM199 237V238H198ZM92 238V237H91ZM198 238V239H197ZM204 238H206V241H204ZM123 239V238H122ZM196 239V240H195ZM203 239V240H202ZM193 240V241H192ZM198 240V241H197ZM200 240V241H199ZM197 241V243H195ZM204 243H203V242ZM209 242H211V240H209ZM192 243V244H191ZM194 243V244H193ZM208 243V247H210V248H208L207 247V244ZM187 245L186 247L184 246V247H182L183 245ZM197 244V245H196ZM200 244H201V246H200ZM203 244H204V246L206 247H204L203 246ZM189 245V246H188ZM191 245H194V246H196V247H194V246H192V248L190 247ZM166 247V248H164V247ZM194 247V248H193ZM202 248V249H200V248ZM168 248H169V250H170V248H171V251H169L168 250ZM204 248H205V250H204ZM175 249V250H174ZM197 249V250H196ZM208 249V250H207ZM173 250V251H172ZM181 250V252H186V253H180L179 251ZM163 251V252H162ZM166 251H169V252H166ZM176 253H175V252ZM179 253H178V252ZM201 251H203V253L201 252ZM205 251V252H204ZM161 252V253H160ZM200 252V253H199ZM210 252V251H209ZM169 253V254H168ZM175 253V254H174ZM187 253H189V254H187ZM195 253V254H194ZM199 253V254H198ZM201 253H202V255H201ZM207 253V254H206ZM137 254V255H136ZM187 254V255H186ZM206 254V256H204ZM134 255V257L133 258H136V260H137V258H139V254L138 253H134L133 254ZM144 255V254H143ZM170 257H169V256ZM171 255H173V256H175L174 258H172V256ZM176 255H178V260H177V256ZM185 255V256H184ZM190 255V256H189ZM194 255V256H193ZM136 256H138V257H136ZM184 256V257H183ZM152 257V258H151ZM186 257V258H185ZM193 257V258H192ZM132 258V259H133ZM184 258V259H183ZM200 258V259H199ZM203 258V259H202ZM156 259V260H155ZM184 261H183V260ZM199 259V260H198ZM206 259V260H205ZM172 260H173V263H172ZM177 260V261H176ZM201 260V261H200ZM183 261V262H182ZM188 261V262H187ZM203 261H205V262H203ZM185 262V263H184ZM196 263H194V264H196Z\"/></svg>","mask_w":264,"mask_h":264}]
</instances>
